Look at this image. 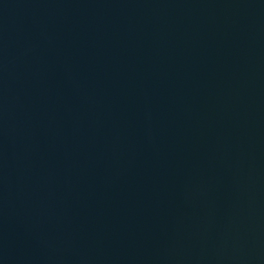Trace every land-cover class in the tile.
I'll use <instances>...</instances> for the list:
<instances>
[{"label": "water", "instance_id": "1", "mask_svg": "<svg viewBox=\"0 0 264 264\" xmlns=\"http://www.w3.org/2000/svg\"><path fill=\"white\" fill-rule=\"evenodd\" d=\"M0 264H264V0H0Z\"/></svg>", "mask_w": 264, "mask_h": 264}]
</instances>
